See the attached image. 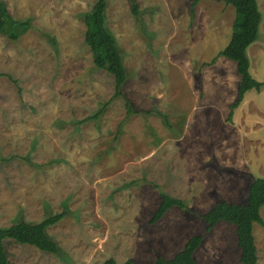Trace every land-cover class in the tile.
I'll use <instances>...</instances> for the list:
<instances>
[{"label": "rangeland", "instance_id": "rangeland-1", "mask_svg": "<svg viewBox=\"0 0 264 264\" xmlns=\"http://www.w3.org/2000/svg\"><path fill=\"white\" fill-rule=\"evenodd\" d=\"M3 1L31 27L16 41L0 34V227L68 210L46 230L59 254L7 239L9 264L170 258L204 230L198 216L214 202L244 203L251 179L264 177V86L231 111L236 53L216 56L231 44L233 6L134 0L137 19L130 0H106L127 72L123 97L110 100L113 76L94 65L84 40L82 15L96 0ZM257 3L258 38L246 52L251 75L264 81V0ZM124 97L141 113L127 116ZM108 100L97 119L80 122ZM162 193L193 213L172 206L151 223ZM253 235L264 264V226L254 223ZM194 258L242 264L236 226L218 221Z\"/></svg>", "mask_w": 264, "mask_h": 264}, {"label": "trees", "instance_id": "trees-1", "mask_svg": "<svg viewBox=\"0 0 264 264\" xmlns=\"http://www.w3.org/2000/svg\"><path fill=\"white\" fill-rule=\"evenodd\" d=\"M130 1L132 14L139 19V5L134 0ZM224 3L233 6L235 12L232 22L231 44L220 50L216 56H229L233 52L236 53V72L240 76V80L236 88L235 100L230 104L232 111L239 106L244 94L248 90L254 89L260 91L264 86V81L256 80L251 75L249 71L250 61L246 52L248 46L258 38L262 15L257 0H224ZM191 5L192 7L195 5V0ZM106 6V0H96L91 9L83 13L82 16L85 24L84 40L91 51L94 65L99 69L106 70L113 76L114 91L110 98L111 100L115 97H123L122 87L127 80V72L121 51L106 26ZM30 27L31 21L29 18H14L5 2L0 0V34L9 40L16 41ZM110 100L104 103L92 115L80 120V122L97 119ZM124 104L127 116L133 113H141L139 110H134L130 100L125 97ZM152 112L153 110L145 111L146 114ZM154 112L162 116L166 123L170 125L166 115L158 110ZM229 115H231V112ZM161 196L162 200L150 219L151 223H155L161 219L172 206L185 208L190 213H193L183 200L166 193H162ZM262 206H264V177L252 178L248 189V196L244 203H235L225 199L214 202L207 211L198 216L205 223L203 231L190 236L183 247L172 257L165 258L159 255L151 264H198L194 258V252L201 245L205 235L220 220L230 222L236 226L237 245L240 249L241 263L258 264L253 224L259 223L264 226V220L260 214ZM67 214L68 210L64 209L61 212L48 215L38 222L19 219L7 227H0V264H9L5 246L7 239L26 243L44 252H50L55 255L59 254L61 251L60 247L55 240L49 237L46 230L49 226L59 222ZM102 264L142 263H138L133 259L117 262L113 257H109Z\"/></svg>", "mask_w": 264, "mask_h": 264}]
</instances>
